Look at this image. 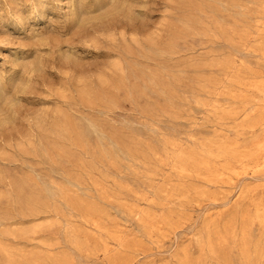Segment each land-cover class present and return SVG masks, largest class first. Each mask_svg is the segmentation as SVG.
I'll use <instances>...</instances> for the list:
<instances>
[{
  "label": "rangeland",
  "instance_id": "rangeland-1",
  "mask_svg": "<svg viewBox=\"0 0 264 264\" xmlns=\"http://www.w3.org/2000/svg\"><path fill=\"white\" fill-rule=\"evenodd\" d=\"M0 264H264V0H0Z\"/></svg>",
  "mask_w": 264,
  "mask_h": 264
},
{
  "label": "bare ground",
  "instance_id": "bare-ground-1",
  "mask_svg": "<svg viewBox=\"0 0 264 264\" xmlns=\"http://www.w3.org/2000/svg\"><path fill=\"white\" fill-rule=\"evenodd\" d=\"M28 79V78H27ZM243 171V170H242Z\"/></svg>",
  "mask_w": 264,
  "mask_h": 264
}]
</instances>
